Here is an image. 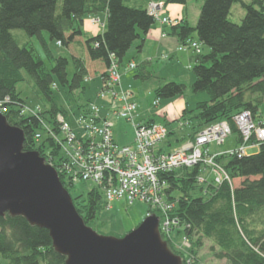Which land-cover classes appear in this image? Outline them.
I'll return each mask as SVG.
<instances>
[{"label":"trees","instance_id":"1","mask_svg":"<svg viewBox=\"0 0 264 264\" xmlns=\"http://www.w3.org/2000/svg\"><path fill=\"white\" fill-rule=\"evenodd\" d=\"M152 2L185 5L187 0H0V101L10 99L4 116L11 126L23 131L25 152H38L55 167L63 162V156L55 161L62 150L52 134H60L58 117L69 121V115L53 102L54 88L58 89L59 83L72 93L84 91L83 86L92 74L103 72V79L111 55L123 66L134 43L144 42L156 23L148 13ZM237 2L204 0L195 27L187 20H177V25H171L172 35H178L181 44L193 43L195 33L199 40L196 44L210 49L208 55L195 57L192 69L195 80L191 85L193 93H206L209 100L198 103L194 111L186 108L176 121L177 128H171L169 123L161 124L168 128V138H174V142H168L167 149H161L160 153L175 152L194 142L205 129L222 122L229 125L232 135L237 134L241 145L243 139L234 118L244 111H250L257 124L264 123L259 115L264 101V0L243 5L247 13L241 25L229 19ZM101 14L107 15L106 32L86 39L82 31L84 20ZM14 30L40 40L48 59L53 61L51 69L33 47L18 44L12 35ZM43 33H48L51 42L72 51L75 72L71 81L68 59L53 56ZM82 43L85 44L83 57L73 48V44ZM138 69L136 78L145 81L152 77L149 72L141 71L142 65ZM26 76L34 83L37 97L49 103V108L40 110L37 116L25 114L26 102L17 91L18 84L26 82ZM186 89V85L171 81L157 89L155 95L157 100L173 99L183 96ZM90 104L78 107V118L88 114ZM154 123L158 124L154 120L147 124ZM42 132L47 135L43 142ZM38 135L40 140L36 139ZM46 144L53 150L51 156L45 155ZM252 145H257L255 140L250 142L249 146ZM258 146L255 155L238 158L224 153L215 158L233 187L228 181L215 185L210 169L202 165L161 176L168 184L166 200L174 205L168 213L172 222H176L170 226V236L161 228L164 216L151 208L149 215L159 217L162 239L183 264H189V258L196 255L195 248H199L203 239L214 244L212 251L218 260L229 264H264V143ZM201 176L205 177V184L199 183ZM60 180L70 193L75 183L61 174ZM237 181L239 184L234 186ZM175 192L177 197H173ZM72 198L76 210L92 229L99 212L109 204L97 187L84 196ZM176 239L190 242L189 256L178 251ZM65 260L55 252L47 230L31 226L22 217L7 214L0 218V264H65Z\"/></svg>","mask_w":264,"mask_h":264},{"label":"built area","instance_id":"2","mask_svg":"<svg viewBox=\"0 0 264 264\" xmlns=\"http://www.w3.org/2000/svg\"><path fill=\"white\" fill-rule=\"evenodd\" d=\"M161 9L162 5L151 3L148 6L149 15L163 25L177 24L176 21L161 18ZM191 47L196 51L200 48L196 43H191ZM110 58L111 64L104 72L102 86L97 93V103H91L88 114L77 119V130H72L64 117H58L63 139L53 134L52 138L64 151V155L63 162L55 168L75 184L80 181L95 184L103 191L108 203L127 198L130 204L139 201L147 204L152 211H159L164 216L161 226L163 233L170 236V226L176 222H172L168 213L174 205L165 199L168 184L161 180V176L202 165L210 169L215 185L228 181L233 187L226 172L215 163L217 155H211L207 149L211 144L223 145L232 131L226 122L215 124L201 132L194 142L164 154L160 153L159 147L168 138V128L155 123L134 124L133 147H121L114 140V120L133 123L137 104L133 101L132 91L122 88L121 66L114 55ZM128 69L135 70L136 65L131 63ZM9 100L0 101V113L3 115L7 112ZM158 104L159 101H156L154 106ZM102 111L106 112L105 115H102ZM39 112L32 115L37 116ZM234 121L243 144L226 154L243 158L252 140L257 145L264 143V123L257 124L250 111L238 114ZM36 139L40 140V136ZM205 182V177L201 176L199 183Z\"/></svg>","mask_w":264,"mask_h":264},{"label":"rangeland","instance_id":"3","mask_svg":"<svg viewBox=\"0 0 264 264\" xmlns=\"http://www.w3.org/2000/svg\"><path fill=\"white\" fill-rule=\"evenodd\" d=\"M254 0H238L232 6L231 13L229 19L232 23L236 25H241L245 16L246 9L243 5H252ZM204 4V0H187L185 5L181 4H168L169 6H177L181 8L185 15L187 16V20L190 22L192 27L197 25V22L200 17L201 8ZM61 5V3H60ZM256 9L260 10V6L256 5ZM163 12V8L160 10V14ZM102 21H104L103 15H98ZM97 17V16H96ZM91 18V17H87ZM155 21L156 19L153 18ZM161 19V18H160ZM99 23V22H97ZM163 23L160 21H156L155 25ZM100 28H102V24H98ZM168 25V24H166ZM171 25V24H170ZM169 28V27H168ZM170 29V28H169ZM102 30V29H101ZM46 38L49 48L54 57H63L68 59L69 66L67 69L69 81H71L75 68L71 61L72 51L60 44L55 42H51L49 39L48 33H43ZM12 35L18 42V44L22 47L30 46L33 47L36 53L41 57L44 61L48 69H51L53 66V61L49 60L46 52L43 49V46L40 40L37 37H30L24 31L14 30L12 31ZM193 43H198L199 40L195 33L192 34ZM200 44V43H199ZM142 45V41L138 40L134 43L130 51L125 57L124 61V74L123 77V89L130 90L133 92V100L138 105L139 114H143L145 118H148L149 115H155L161 111H163L168 105H170V109L172 110L171 120L175 118H179V115L185 108H188L189 111H194L197 107V104L200 102H206L209 100V97L206 93H193L191 89V85L195 80L192 69L195 63V57L198 54L208 55L210 53V49L207 46H203L200 44L199 52L192 49L191 43L180 44L178 47L177 54L173 57L167 55L156 56V52L151 54V57H147L149 54V45L144 47L141 51L139 47ZM73 48H75L76 53L83 57V53L85 50V44H73ZM182 49V50H180ZM151 60V63L146 67L148 71L151 72L152 77L143 81L142 79H136L135 77L139 74V69L137 70H129L128 66L134 62V64L140 66L144 61ZM94 77L90 79L84 84V91L78 90L75 92H70L68 87H63L59 83L57 84L58 89L53 90V102L59 108H63L67 111L69 117L67 121L71 129L77 130V119H78V107L86 104L97 103V93L102 86V78L100 72L92 74ZM26 82L20 83L17 86V91L20 94L21 98L26 102L25 114L32 115V113L38 112V110H47L49 108V103H47L44 99L38 98L36 95V89L34 83L31 79L26 76ZM171 81H178L186 85L187 89L183 96H178L173 99H160L159 106L153 107L155 101H157V97L155 92L157 89L161 88L165 84ZM130 83V84H129ZM101 105V103H98ZM180 104H184L181 108V111L178 110ZM105 111H102V115H105ZM174 113L176 115H174ZM137 114V112H136ZM135 114V115H136ZM160 116H164L166 112H161ZM259 115H262L260 118L264 120V101L260 106ZM145 121V120H144ZM162 123L168 124L166 118H162ZM48 126H50L48 124ZM178 123L174 122L171 124V128H177ZM133 124L125 123V121H121L118 119L114 120V138L117 143L121 147H133ZM43 138L42 142L46 138V134L42 132ZM61 139H63V134L58 135ZM174 142V138L169 137L165 142H163L160 147L163 149H167V143ZM233 145H237V134L231 135L226 143L223 145L224 148H230ZM176 146V145H175ZM175 146L173 149H175ZM182 147V146H181ZM180 147V148H181ZM178 148L177 150H179ZM222 146L217 144H211L207 146L209 152L213 154L216 151L220 150ZM170 148H168V151ZM175 150V151H177ZM259 152L258 145L247 146L245 150L246 156L255 155ZM53 153L52 148H50L49 144H46L45 147V155L51 156ZM64 155V151L59 156L55 157V161L58 162L59 159ZM59 165V164H58ZM58 167V166H57ZM239 181L234 182V186H237ZM97 186L91 182H77L73 188L69 191L72 196L76 197L78 195H86L95 189ZM173 197H177V193H173ZM166 199V196H165ZM104 201L106 199L104 198ZM150 211V207L142 202H135L130 204L127 198H122L119 200H115L107 205L102 211L99 212L98 218L96 220L93 229L101 236L112 237L121 239L136 230L148 217ZM178 251L184 253L186 256H189V251L191 249V244L186 239H176L174 241ZM214 244L207 240L203 239L199 248H195L196 255L189 258V264H229L226 260H218L212 248ZM218 251L217 248H215Z\"/></svg>","mask_w":264,"mask_h":264},{"label":"water","instance_id":"4","mask_svg":"<svg viewBox=\"0 0 264 264\" xmlns=\"http://www.w3.org/2000/svg\"><path fill=\"white\" fill-rule=\"evenodd\" d=\"M24 141L0 113V218L22 217L47 230L65 264H183L162 239L156 215L121 239L87 226L57 170L38 152H25Z\"/></svg>","mask_w":264,"mask_h":264},{"label":"crops","instance_id":"5","mask_svg":"<svg viewBox=\"0 0 264 264\" xmlns=\"http://www.w3.org/2000/svg\"><path fill=\"white\" fill-rule=\"evenodd\" d=\"M134 1H138V2L140 1L141 2L142 0H134ZM160 4H162L164 6V10L161 13L162 17H168L171 20H187L188 19L187 16L185 15V12L181 8H179L177 6L165 5V2H161ZM102 15L104 17V21H102V19H100L99 16H97V17L94 16V17H91L88 19L86 18L84 20L83 26H82V31H83L84 37L86 39H91V38H95L97 36H101L106 32L107 15L106 14H102ZM97 21H99V23H97ZM98 24H102V28H100ZM180 44L181 43L179 41L178 35H172L171 25H161L160 23H158L157 25H154L150 29V31L148 32L147 36L144 39V42H142V45H141L142 49H140V50L142 51L144 47L149 45L150 46L149 47V54L147 55V57H149V56L151 57V54L153 52H156V56H158V57L163 56V55H167V58H168V56L170 58V57H173L177 54L178 47ZM178 52H180V51H178ZM150 63H151V60L144 61L141 64L142 65L141 71L149 72L151 74V72L148 71L146 68L148 66V64H150ZM123 66H122V72L124 71ZM137 68H139L138 65H137ZM135 70H137V69H135ZM100 74L102 76L103 72H100ZM124 74H123V76H124ZM91 78H93V76H91L90 79ZM136 79H139V78H136ZM122 88H123V77H122ZM170 105H168L163 111H161L162 113L166 112V114H164V116H160L161 112H159L155 115H149L148 118H145L143 116V114H139L138 113L139 107H137V114L135 115L134 124H136V125L147 124L148 122L153 121V120H154V122H156L158 124H162V118H166V120L168 121L169 124L176 122L182 116V114L186 108L179 115V118H175V119L171 120L172 110L170 109L171 108ZM183 106H184V104H180V106L178 107V110L181 111V108ZM153 107H154V105H153ZM174 115H176V114L174 113ZM121 121H124V120H121ZM125 123L128 125V123L126 121H125ZM132 128H133V131H132L133 144L132 145H134V136H135L134 126ZM113 136H114V134H113ZM114 140L117 143L115 138H114ZM239 146L240 145L238 144V142H237V145H233L230 148H224L225 146H222V148H220V150L216 151L215 153L213 152L212 155H221V154L227 153L228 151L235 150ZM161 149H163V148L159 147V150H161Z\"/></svg>","mask_w":264,"mask_h":264}]
</instances>
